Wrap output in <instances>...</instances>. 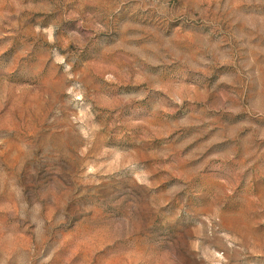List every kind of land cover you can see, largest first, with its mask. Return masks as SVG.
Returning a JSON list of instances; mask_svg holds the SVG:
<instances>
[{
  "label": "rangeland",
  "instance_id": "rangeland-1",
  "mask_svg": "<svg viewBox=\"0 0 264 264\" xmlns=\"http://www.w3.org/2000/svg\"><path fill=\"white\" fill-rule=\"evenodd\" d=\"M0 264H264V0H0Z\"/></svg>",
  "mask_w": 264,
  "mask_h": 264
}]
</instances>
